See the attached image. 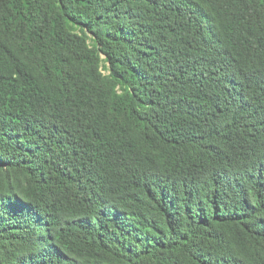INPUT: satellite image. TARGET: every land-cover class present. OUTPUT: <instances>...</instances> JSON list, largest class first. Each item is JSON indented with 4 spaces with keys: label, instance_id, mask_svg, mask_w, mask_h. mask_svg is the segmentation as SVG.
Masks as SVG:
<instances>
[{
    "label": "trees",
    "instance_id": "1",
    "mask_svg": "<svg viewBox=\"0 0 264 264\" xmlns=\"http://www.w3.org/2000/svg\"><path fill=\"white\" fill-rule=\"evenodd\" d=\"M0 264H264V0H0Z\"/></svg>",
    "mask_w": 264,
    "mask_h": 264
}]
</instances>
